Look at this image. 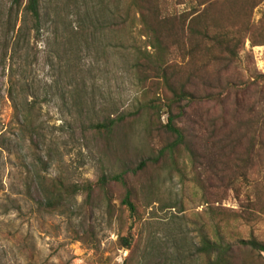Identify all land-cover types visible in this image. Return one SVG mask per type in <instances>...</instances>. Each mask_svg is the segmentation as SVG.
Masks as SVG:
<instances>
[{
	"label": "rangeland",
	"instance_id": "obj_1",
	"mask_svg": "<svg viewBox=\"0 0 264 264\" xmlns=\"http://www.w3.org/2000/svg\"><path fill=\"white\" fill-rule=\"evenodd\" d=\"M110 1L43 0L39 41L22 43L12 59L15 33L4 34L12 0H0V264H124L130 254L118 244L129 223L111 218L106 207L98 209L88 223L91 238L77 239L85 235L80 226L84 194L69 209L51 211L39 203L42 176L47 181L60 178L77 183L96 180L103 170L120 169V162L117 165L100 152L86 130L90 123L135 110L139 104L146 107L151 101L160 106L171 97L161 80L155 81L153 89L147 82V90L142 91L144 85L132 66L135 58L153 65L163 53L143 32L138 10L132 9L124 23L119 7L118 24L107 22L117 8ZM163 1L172 12L190 11L194 2ZM263 11L264 2L255 10V21ZM22 17L21 11L18 24ZM234 68L244 82L252 74H264V43L247 40ZM13 81L20 118L10 97ZM146 112L127 124L133 136L131 152L138 154H147L148 139L157 135L151 130L156 115ZM134 153L130 155L136 158ZM180 158L186 176L177 170L172 176L166 174L138 203L144 220L133 230L140 243L133 254L135 264H201L191 256L185 263L180 260L187 256L190 242H200L201 229L216 235L218 218L192 179L187 153L182 151ZM115 204L117 215L120 200ZM222 204L239 208L233 193ZM228 225L223 226L226 240L257 237L264 241V214L252 221L231 220ZM177 249L184 253L179 260Z\"/></svg>",
	"mask_w": 264,
	"mask_h": 264
},
{
	"label": "trees",
	"instance_id": "obj_2",
	"mask_svg": "<svg viewBox=\"0 0 264 264\" xmlns=\"http://www.w3.org/2000/svg\"><path fill=\"white\" fill-rule=\"evenodd\" d=\"M111 1L117 8L105 20L118 24L120 7L126 23L131 10H138L143 32L151 35L152 44L163 53L151 62L153 65L135 58L132 66L144 85L142 91L147 90V82L153 89L155 81L161 80L171 97L160 106L151 101L146 107L139 104L135 110L90 123L86 130L94 136L100 152L115 159L117 165L120 162V169L103 170L96 180L77 183L60 178L47 181L42 176L40 205L51 211L69 209L72 201L84 194L80 226L85 235L77 238L82 241L91 238L88 223L92 217L106 207L111 218L117 216L120 224L129 223L128 233L119 237L118 244L130 251L124 264H135L133 254L140 243L133 230L144 220L138 203L166 174L172 176L177 170L186 176L180 166L183 151L194 173L192 179L218 223L215 237L201 229L200 242H190L188 254L180 262L191 256L201 264H264L263 240L252 237L232 242L226 240L223 230V226L230 227L231 220L252 221L264 214V74H252L244 82L234 68L241 61L247 40L264 43V11L258 21L254 19L256 8L264 0H192L191 10L184 12L170 11L163 0ZM42 3L12 0L10 16L4 23L5 37L15 33L12 59L22 43L29 46L32 40L39 41ZM21 11L22 22L18 24ZM177 57L183 62H177ZM16 91L13 81L10 97L18 117L21 108ZM146 111L156 115L151 130L157 135L148 139L149 152L138 154L131 152L133 136L127 124L141 119ZM231 193L238 198V209L222 204ZM116 199L121 203L117 215ZM175 254L179 260L184 253L177 249Z\"/></svg>",
	"mask_w": 264,
	"mask_h": 264
}]
</instances>
